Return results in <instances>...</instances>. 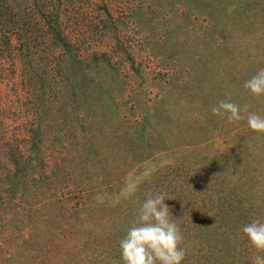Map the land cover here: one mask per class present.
<instances>
[{
	"label": "rangeland",
	"instance_id": "rangeland-1",
	"mask_svg": "<svg viewBox=\"0 0 264 264\" xmlns=\"http://www.w3.org/2000/svg\"><path fill=\"white\" fill-rule=\"evenodd\" d=\"M60 2L42 10L52 14L48 20L38 11L32 17L42 33L51 34L49 24L63 28L79 60H110L105 70L113 69L121 90L112 95L109 129L119 132L120 146L140 144V154L131 164L127 160L138 152L133 146L119 158L108 149L100 171L88 167L83 176L86 153L79 149L86 137L77 116L71 128L79 143L69 150L65 140L47 150L54 131L45 122L49 129L39 150L46 166L38 162L24 186L15 177L16 211L29 222L0 218V264H60L72 254L66 264H94L89 258L105 247L106 235L118 240L110 251L112 264L144 258L197 264L205 252L201 234L208 236L199 226L208 225L210 235L218 220L231 226L229 238L239 243L230 250L223 238L211 264H264V0ZM11 42V53H0V120L8 125L7 135L19 137L32 113L17 35ZM53 53L66 56L60 46ZM98 72L90 73L98 82L113 81ZM91 110L78 116L91 121ZM148 122L143 136L140 127ZM28 146L19 142L22 156L31 154ZM12 164L1 162L0 179L4 171L15 174ZM94 175L99 177L89 181ZM216 211L217 222L208 220ZM238 228L248 233L239 236Z\"/></svg>",
	"mask_w": 264,
	"mask_h": 264
},
{
	"label": "trees",
	"instance_id": "trees-1",
	"mask_svg": "<svg viewBox=\"0 0 264 264\" xmlns=\"http://www.w3.org/2000/svg\"><path fill=\"white\" fill-rule=\"evenodd\" d=\"M54 1L58 2L56 5L61 4L60 0H36L35 4L30 6L31 2L29 1L28 3V0H0V53L3 56L11 53V38L13 35H17V54L24 63L22 66V73L26 82L23 79V83H26L29 87L28 95L31 106L28 113H32L28 114V117L24 122L25 125H23V134L19 137L15 135H7L8 125L5 124L3 120H0V164L1 162L4 163L5 161H8L13 163L12 165L15 167V174L13 176H11V173H8L7 171V173H5L4 171V177L0 179V218H8L13 220L16 224H21L24 221L29 222V220L27 218L28 215L20 216L16 211L20 204L15 202L13 198L16 192H18L15 177L18 182L24 186V184L27 183V180L31 178L29 172L33 170L34 166L38 165V162L39 165H42L43 162L45 163V158L42 156L44 153L40 155L39 150V146H41L42 143V133L45 129H49L44 127L45 122L51 123V130L54 131V135L51 137V143L46 147L47 150H49V147L51 148V151L54 150L57 148V143L62 145L63 140H65V147H68L67 150H69L72 149L75 144L79 143L75 142L72 135L73 128H71L73 127L74 116H77L74 121L80 123L79 125L82 133L86 137V144L83 142L80 143L79 149V151L83 149L87 157V160L85 157L81 162L83 164L81 166V170L84 173L83 176H86V168L88 167L90 169L95 167V170L100 171V165H103L108 161L109 154H106L108 149L112 154L118 155L119 158V156L125 153L126 150L128 153L131 151L127 145L133 146V149L138 152L132 155L131 162L130 159H128L129 157H126V159H128L127 162L131 164L137 159L136 155L140 154L139 150L141 149V145L135 144L134 142L127 143L125 144L126 146H120L119 141L117 140L119 139V132L116 133V130L114 131L111 127L109 129V120H107V118L109 115L115 114L112 110L114 106L112 95L115 93L114 91L116 89L119 91L121 90V88L117 86V82H115L116 79L113 80L112 78L114 76L112 73L113 69L108 67V69L105 70V68L110 65V60L103 63L97 56L91 58V63L86 62L85 60H79L78 55L76 54L77 51L64 35L63 28L57 26V24L56 26L49 24V32L51 34H48L47 30L42 33V30L39 29L41 23L38 25V22L32 17V14H36L35 12L38 11L37 13H40V17L43 21H45V19L48 20L52 14H45L46 11L42 10L46 9L49 6V3H51V7L53 8ZM97 29L98 27L96 26L92 31L96 33ZM45 37L48 40L52 39V41H50L51 44L45 42ZM58 46L63 49L66 56L53 53V50ZM105 64L108 65L106 66ZM94 70L97 72L101 70L98 72L100 76H109L111 74L110 78L113 81L108 84L98 82L95 79L98 76L92 77L93 75H90ZM104 70L110 74H107ZM72 76L74 78L72 80L69 79L72 78ZM82 107L85 110H83ZM93 108L94 113L91 121L86 122V120H83L78 116L80 112L87 113L92 111L91 109ZM1 116L2 112H0V117ZM8 116L9 115L6 114L4 117L8 118ZM59 119H62V122H60ZM55 123L57 126H53ZM150 125L151 123L148 122L147 125L140 127V132L143 136L149 133L147 128L150 127ZM201 126L203 127L204 132L207 133L208 129L203 125ZM154 135L157 138L159 137V135ZM23 141L29 144L26 149H28L31 154L28 156H22L24 151L21 152L19 149V142L22 143ZM149 141L150 139L145 141V143H149ZM65 152L66 151H61L60 154ZM94 156L97 158V162L90 159ZM43 166L45 167L46 163ZM141 167L143 168V166H140L138 169H141ZM0 168L4 169L2 165H0ZM5 170H7V168H5ZM96 176L99 177V175L89 176V181H92V179H95L96 181ZM97 182L99 184V180H97ZM103 183L107 184V181H103ZM22 191H24V189ZM99 192H104V190H100ZM212 199H214L211 201L212 203H217V201H219V199L215 197ZM5 213L7 214L4 216ZM220 213L221 212L216 211L215 213L209 214L207 218L208 220L212 219V221L217 222L215 217L219 216ZM218 222L219 224L214 228V233H211L210 235L209 230L207 229L208 225L199 226V230L206 229L208 236H206L205 232L201 234L203 236V241L200 242L199 246H201L202 250L205 252H199L198 257L202 261H199L197 264H211V260L215 262L217 259L213 255V252L219 249L223 238H227V249L230 248V250H234L235 244L239 243L237 240H233L232 242L229 238L232 237L231 232L233 230L231 226L228 227L229 225H226L222 227V221L218 220ZM117 227L118 225L115 224L112 229L115 228L116 230ZM119 228L121 229V225H119ZM222 228L229 229L230 232L227 234L221 233L220 230ZM238 230L239 236L248 233L245 230L240 232L239 228ZM143 231L145 232V229H143ZM111 232H114V230H111ZM109 236H105L106 242L103 240V245H105V247L100 249L97 254L90 257V262L94 264H112L113 261L110 257V251L117 247L118 240L113 242V238ZM205 243H209V248L204 245ZM210 243H212L211 251ZM205 247H207L208 250H205ZM73 256L74 254H72L70 258L66 256V258H63V261L61 260L60 264L68 263V260H72ZM52 258V256L49 257V261L55 259V257ZM158 263L159 260L156 258H144L142 262H138L137 264ZM177 264H182L180 258L177 259Z\"/></svg>",
	"mask_w": 264,
	"mask_h": 264
}]
</instances>
